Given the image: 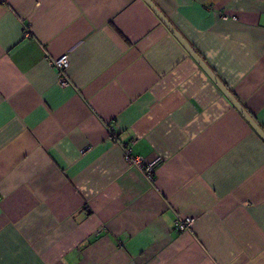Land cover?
<instances>
[{
    "label": "crops",
    "instance_id": "crops-1",
    "mask_svg": "<svg viewBox=\"0 0 264 264\" xmlns=\"http://www.w3.org/2000/svg\"><path fill=\"white\" fill-rule=\"evenodd\" d=\"M151 1L264 130V0ZM0 264H264V138L145 0H0Z\"/></svg>",
    "mask_w": 264,
    "mask_h": 264
},
{
    "label": "water",
    "instance_id": "water-1",
    "mask_svg": "<svg viewBox=\"0 0 264 264\" xmlns=\"http://www.w3.org/2000/svg\"><path fill=\"white\" fill-rule=\"evenodd\" d=\"M150 7L156 12L158 17L166 24V26L174 33V35L179 39V41L185 46L189 53L195 58V60L201 65V67L207 72V74L217 83L223 93L230 99V101L241 111L247 121L252 125V127L259 133V135L264 138V130L256 123V121L249 115V113L240 105V103L235 99V97L227 90V88L215 77L211 70L205 65L203 60L197 55L193 48L185 41V39L180 35V33L173 27V25L168 21L166 16L157 8V6L151 0H145Z\"/></svg>",
    "mask_w": 264,
    "mask_h": 264
},
{
    "label": "built area",
    "instance_id": "built-area-1",
    "mask_svg": "<svg viewBox=\"0 0 264 264\" xmlns=\"http://www.w3.org/2000/svg\"><path fill=\"white\" fill-rule=\"evenodd\" d=\"M55 64L60 68L67 66L66 57L63 56L57 59L55 61ZM124 160L129 165H133L138 169H140L141 172L150 180L153 179L156 168L162 162V158L160 156L153 157L152 159H144L143 157L133 155L130 151L129 146H126V144L124 147ZM191 223H192L191 218L185 219L178 217L174 221V228L177 229L178 231H182L188 228L191 225Z\"/></svg>",
    "mask_w": 264,
    "mask_h": 264
}]
</instances>
